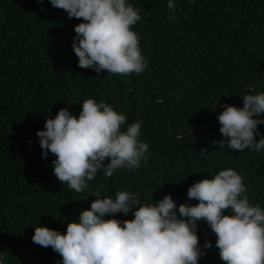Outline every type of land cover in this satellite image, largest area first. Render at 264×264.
Returning a JSON list of instances; mask_svg holds the SVG:
<instances>
[{"label":"trees","instance_id":"obj_1","mask_svg":"<svg viewBox=\"0 0 264 264\" xmlns=\"http://www.w3.org/2000/svg\"><path fill=\"white\" fill-rule=\"evenodd\" d=\"M126 2L141 17L133 31L148 67L123 76L78 66L72 44L82 21L49 0H0V264H62L51 247L32 242L34 227L66 233L96 190L113 199L132 192L148 204L170 194L178 210L197 203L187 197L191 185L231 168L243 177L249 202L264 208V150L214 143L224 139L217 119L224 107L242 108L249 89L264 92V0H174L175 12L168 0ZM88 98L126 115L124 129L142 122L148 160L112 177L100 170L77 193L56 178L55 157L42 156L36 133L61 108L78 117ZM258 131L257 140L264 124ZM197 235L206 253L199 264H224L206 222H197Z\"/></svg>","mask_w":264,"mask_h":264},{"label":"clouds","instance_id":"obj_2","mask_svg":"<svg viewBox=\"0 0 264 264\" xmlns=\"http://www.w3.org/2000/svg\"><path fill=\"white\" fill-rule=\"evenodd\" d=\"M49 3L65 11L69 19L82 21L74 27L72 44L80 68L127 76L148 67L140 37L133 31L141 17L126 0ZM167 6L175 12L174 0H168ZM252 92L255 89L241 97L242 108L226 105L218 114L224 139L214 141L216 145L237 152L264 150V136L256 139L261 135L258 125L264 124V119L258 118L264 114V92ZM126 123V115L88 98L78 117L61 108L55 118L46 119L44 130L36 135L42 156L51 153L55 157L52 165L56 178L80 193L100 170L112 177L118 169L135 170L142 161L147 164L149 146L139 139L142 122L124 129ZM200 152L206 153L204 149ZM246 193L243 177L231 168L191 185L187 197L197 203H182L178 210L170 194L148 204L132 192L119 191L113 199L101 198L96 190L92 196L97 199L67 224L66 233L37 226L32 242L51 247L62 264H199L206 254L197 235V222L203 221L216 236L215 246L224 264H264V208L251 204ZM229 210L231 214L226 215ZM130 212L132 219H105L106 215L127 216ZM211 247V242L205 241L204 248Z\"/></svg>","mask_w":264,"mask_h":264}]
</instances>
